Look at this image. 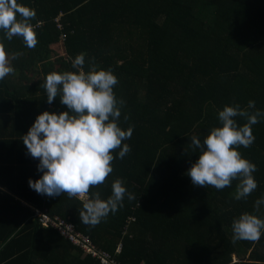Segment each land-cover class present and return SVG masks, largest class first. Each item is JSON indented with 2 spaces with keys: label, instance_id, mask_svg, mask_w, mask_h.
I'll return each mask as SVG.
<instances>
[{
  "label": "trees",
  "instance_id": "obj_1",
  "mask_svg": "<svg viewBox=\"0 0 264 264\" xmlns=\"http://www.w3.org/2000/svg\"><path fill=\"white\" fill-rule=\"evenodd\" d=\"M17 2L35 10L32 23L40 26L34 48L0 30L9 58L18 54L10 61L14 73L0 80V264H98L40 226L34 208L73 222L118 264H264V230L257 241L235 243L232 230L245 212L264 219V205L255 210L264 197V117L252 126V145L237 149L257 168L249 196L234 199L238 180L217 190L195 186L187 175L199 157L191 137L203 143L222 126L225 105L245 108L253 100L264 112V0ZM81 53L85 71L92 58L112 69L115 95L125 101L119 126L133 128L122 142L131 151L123 159L120 149L112 153V173L89 196L99 192L106 200L120 178L136 199L126 194L95 227L81 223L80 199L30 188L29 179L43 173L23 143L41 112L68 110L59 96L47 102L44 84L54 71H77L71 59Z\"/></svg>",
  "mask_w": 264,
  "mask_h": 264
},
{
  "label": "clouds",
  "instance_id": "obj_2",
  "mask_svg": "<svg viewBox=\"0 0 264 264\" xmlns=\"http://www.w3.org/2000/svg\"><path fill=\"white\" fill-rule=\"evenodd\" d=\"M36 12L17 0H0V30L9 41L21 37L28 48L38 43L33 24ZM5 46L0 42V80L14 73ZM71 59V58H70ZM72 68L77 71L52 72L46 76L44 88L47 102L53 103L60 97L67 111L60 113L43 111L24 134L23 143L28 154L39 160L38 171L43 174L36 180L29 179V186L40 195L49 197L67 193L69 198L82 201L79 212L81 223L95 227L109 213H115L128 199H136L127 193L124 181L117 178L112 183V194L105 200L99 192L89 196L92 187L103 184L112 173V153L120 149L118 155L123 159L131 151L127 143L133 128L123 130L119 126L123 99H117L114 87L118 84L112 69H103L95 58L88 61L84 70L85 55L78 54L71 59ZM254 110V111H250ZM246 122L240 126L236 117ZM264 112L255 109V101L249 100L245 108L239 104L225 105L219 111L218 119L222 126L214 127L204 138L191 137V144L199 150L198 159L188 169L187 175L195 186H212L217 190L230 187L238 180L234 199L249 196L256 188L253 173L256 165L241 155L237 149L248 148L255 137L252 126L260 122ZM125 121L128 116L125 115ZM264 205V197L255 202L256 212ZM233 242L238 240L257 241L264 230V219L245 212L232 222Z\"/></svg>",
  "mask_w": 264,
  "mask_h": 264
},
{
  "label": "built area",
  "instance_id": "obj_3",
  "mask_svg": "<svg viewBox=\"0 0 264 264\" xmlns=\"http://www.w3.org/2000/svg\"><path fill=\"white\" fill-rule=\"evenodd\" d=\"M32 219L45 228H52L60 237L64 238L73 246L78 247L85 255H90L98 260V264H118L105 251L95 247L89 235L78 230L73 222L66 221L55 214L47 213L45 208H34ZM121 250V244L117 251Z\"/></svg>",
  "mask_w": 264,
  "mask_h": 264
},
{
  "label": "rangeland",
  "instance_id": "obj_4",
  "mask_svg": "<svg viewBox=\"0 0 264 264\" xmlns=\"http://www.w3.org/2000/svg\"><path fill=\"white\" fill-rule=\"evenodd\" d=\"M232 261H235V259L232 257Z\"/></svg>",
  "mask_w": 264,
  "mask_h": 264
}]
</instances>
